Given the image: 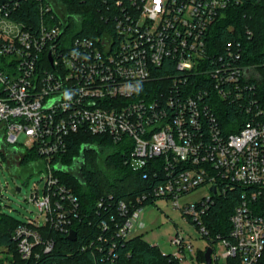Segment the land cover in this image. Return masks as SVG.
<instances>
[{"label": "built area", "instance_id": "obj_1", "mask_svg": "<svg viewBox=\"0 0 264 264\" xmlns=\"http://www.w3.org/2000/svg\"><path fill=\"white\" fill-rule=\"evenodd\" d=\"M130 1V9L115 16L113 30L94 37L67 32L69 19L80 18L57 0L0 1V150L7 158L19 157L14 170L35 153L39 159L26 166L46 172L43 192L35 187L30 196L43 220L17 226L18 257L9 264H58L45 259L59 249L50 231L69 238L77 234V219L90 224L101 212L99 232H88L78 250L91 253V264H114L116 245L136 235L146 206L159 199L180 208L208 237L214 264H264V109L251 100L245 121L224 124L209 97L212 86L223 100L242 95L252 68L241 63L240 43L234 48L228 42L217 55L208 47V31L231 0ZM32 10L35 20L19 15ZM168 59L177 72L161 75ZM156 80L167 83L166 92H150L148 83ZM197 82L201 86L189 90ZM79 132L128 146L134 165L156 182L132 204L101 198L93 215L56 174L59 165L79 173L81 164L69 169L61 161L69 138ZM22 135L27 144L19 142ZM202 186L208 196L181 202ZM228 190L239 192L229 234L211 235L205 216ZM217 241L225 247L221 256L214 254ZM173 243L180 250L172 254L180 259L181 248L192 246L182 236Z\"/></svg>", "mask_w": 264, "mask_h": 264}, {"label": "trees", "instance_id": "obj_2", "mask_svg": "<svg viewBox=\"0 0 264 264\" xmlns=\"http://www.w3.org/2000/svg\"><path fill=\"white\" fill-rule=\"evenodd\" d=\"M57 1L64 5L71 16L80 18L79 23L69 19L70 26L66 31L74 36L94 37L100 31L113 30L115 16L123 13L125 8L130 9L131 6L130 0H123L122 5H119L117 0ZM26 13L19 14L23 20H28V17L36 19L35 11L32 10L31 14ZM132 13L136 14L135 11ZM77 24L80 25V30L75 32ZM208 35V47L213 55L225 53L228 42H232L234 48L240 43L241 63L245 67L256 69L258 73L257 77L249 76L247 80L242 81L240 89L242 95L234 92L228 100L221 99L218 91L213 86L209 87L211 105L221 122L229 124L236 119L243 122L248 117L245 110L251 100H256V104L264 109V0H231L211 25ZM176 69L173 61L168 59L159 68V72L161 75L173 74L177 72ZM194 84L189 85V90L201 86L199 82ZM148 88L152 93H164L168 85L156 80L148 83ZM69 141L70 149L61 157L62 163L68 164V167L81 156L84 145H89L90 148L84 152V162L80 163L78 174L65 171H57L56 174L74 189L83 205L90 209L93 215H98L94 208L101 198H112L114 202L125 201L132 204L137 196L156 182L150 176L145 178V171L134 165L128 146L114 145L107 137L84 132L72 135ZM37 159L39 156L35 153L26 154L21 164L27 165L30 160ZM237 194L238 190H228L226 195L216 198L212 204L209 214L205 216L211 235L228 236L231 228L230 216L238 199ZM100 216H103L102 212L99 216H94L90 224L80 222V218L77 219L75 223L77 234L73 241L66 234L50 231L59 249L46 255L45 259L49 262L57 261L58 264H91V253H80L78 246L87 240L88 232L90 234L99 232ZM21 222L9 214L0 213V248H7L15 258L18 256L13 234ZM71 250L73 254L69 255L68 252ZM205 251L199 254L203 261ZM113 258L114 264H180L179 259L172 253H163L158 245L150 244L141 234L133 236L125 243H118Z\"/></svg>", "mask_w": 264, "mask_h": 264}, {"label": "rangeland", "instance_id": "obj_3", "mask_svg": "<svg viewBox=\"0 0 264 264\" xmlns=\"http://www.w3.org/2000/svg\"><path fill=\"white\" fill-rule=\"evenodd\" d=\"M249 76L257 77L258 73L254 68H248ZM20 143L27 144L28 138L25 135L20 137ZM33 143H29L31 148ZM19 157L8 158L0 150V213H6L21 221L30 219L43 220L39 215L37 206L30 201V196L35 187L43 192L46 172L38 166L23 165L13 169ZM21 186L22 190L17 191ZM207 186L199 187L193 192L181 198L182 203L196 202L208 196ZM143 235V238L150 244L158 245L163 253H175L180 248L173 243L176 236L185 237L192 243L191 249L181 248L184 257L179 259L180 264H205L199 254L210 246L211 241L203 236L200 229L182 214L180 208L173 207L166 199H159L156 204H149L145 208L144 226L136 235ZM214 254L221 256L225 247L219 241L214 242ZM14 259L13 254L7 248H0V264H9Z\"/></svg>", "mask_w": 264, "mask_h": 264}, {"label": "water", "instance_id": "obj_4", "mask_svg": "<svg viewBox=\"0 0 264 264\" xmlns=\"http://www.w3.org/2000/svg\"><path fill=\"white\" fill-rule=\"evenodd\" d=\"M0 146H1V136H0ZM89 148H90L89 145L83 146V149L81 151V156L74 162V164L71 167H69V169H72L75 164H80V163L84 162V158H85L84 152L86 149H89ZM56 169H57V171H63L64 167L62 165H59L56 167ZM77 176H79V175H77ZM212 190L214 192L216 191L215 186L212 187ZM17 191H19V192L21 191V186L17 187ZM69 238L71 240H75L76 239V232L72 231L71 234L69 235ZM212 253H213V248L211 246H208L206 251H205V264H214Z\"/></svg>", "mask_w": 264, "mask_h": 264}, {"label": "flooded vegetation", "instance_id": "obj_5", "mask_svg": "<svg viewBox=\"0 0 264 264\" xmlns=\"http://www.w3.org/2000/svg\"><path fill=\"white\" fill-rule=\"evenodd\" d=\"M77 165H78V164H75L73 169H77V168H78V166H77Z\"/></svg>", "mask_w": 264, "mask_h": 264}]
</instances>
